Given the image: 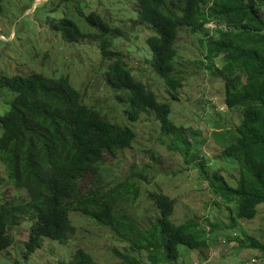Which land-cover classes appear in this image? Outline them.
<instances>
[{"label": "trees", "instance_id": "16d2710c", "mask_svg": "<svg viewBox=\"0 0 264 264\" xmlns=\"http://www.w3.org/2000/svg\"><path fill=\"white\" fill-rule=\"evenodd\" d=\"M131 1L139 8L137 22L131 27L144 25L150 32L145 41L147 54H140L172 100H176L184 79L177 75L175 42L179 30L204 32L200 42L206 63L201 64L222 79L225 107L241 113L235 139L221 152L237 164L235 185H229L220 174L208 175L204 158L191 162L214 194L234 204L230 226L239 220H252L259 206L264 205V0ZM103 15L91 11L83 22L92 29L91 37L100 40L99 55L105 64L101 73L107 87L117 93L114 99L121 116L133 123L142 114L154 113L161 135L170 139L168 149L185 158L191 146L185 128L170 121L168 103L160 102L136 80L123 54L112 43L128 38L126 33L111 26L112 19ZM71 18L74 21L63 14L54 20L51 29L61 32L69 43L89 38L90 34L82 32L77 20ZM209 23L214 24L213 29L205 28ZM215 63L221 65L220 69ZM2 89L15 96L0 116V165L4 170V179L0 180L24 192L26 199L17 195L4 200L0 197V252L14 244L10 230L24 223L29 224L28 240L23 243L25 257L40 248L44 239L65 244L75 232L70 212L108 228L128 246L130 253L114 251L119 264H178L180 248H208L206 231L197 221L172 222L174 202L164 194L148 193L156 209L148 229H142L135 216L123 213L130 196L137 199L136 183L145 182L141 173L114 187L85 180L88 176L97 178L105 157L115 158L118 151L130 148L135 133L131 127L110 122L100 110L86 105L68 77L52 79L39 73L3 76ZM82 181L84 188L80 186ZM207 232H213L212 224ZM245 239L249 248L264 254V244L248 236ZM142 254L145 261L139 258ZM59 264L97 263L79 249L71 260Z\"/></svg>", "mask_w": 264, "mask_h": 264}, {"label": "rangeland", "instance_id": "374dc122", "mask_svg": "<svg viewBox=\"0 0 264 264\" xmlns=\"http://www.w3.org/2000/svg\"><path fill=\"white\" fill-rule=\"evenodd\" d=\"M91 11L106 14L103 17L112 19L111 26L126 33L128 38L124 36L112 43L123 54L136 80L160 102L170 105V121L185 128V136L191 144L185 158L168 149L170 139L161 135L154 113L142 114L133 123L121 116L114 99L117 93L107 87L101 73L105 64L99 55L100 40L91 37L92 29L83 22V17ZM138 11L131 0H2L0 78L31 73L52 79L68 77L86 105L100 110L110 122L131 127L135 133L131 147L118 151L115 158L105 157L97 178L88 176L85 180L114 187L131 180L134 173H141L145 182L136 183L137 199L130 196L124 214L135 216L142 229L150 228L156 209L150 203L148 193L155 192L173 200V223L194 219L202 225L208 248L193 251L180 248L178 264H247L256 256L255 264H264V254L249 248L245 239L248 236L264 244V205L259 206L252 220H239L234 227L230 226L234 204H228L226 199L214 194L196 164L191 162L204 158L208 175L220 174L229 185H235L237 164L224 158L221 152L235 139L241 113L225 107L222 79L206 71L201 64L206 63L200 42L204 32L192 34L186 28L179 30L175 42L179 56L177 75L184 79L176 100H172L163 82L145 65L140 54L143 51L147 54L145 41L150 32L143 28L144 25L131 27L137 22ZM63 14L77 20L75 23L80 30L89 33L90 37L66 42L61 32L51 29L54 20L62 18ZM205 28L213 29L214 24L209 23ZM215 65L220 69L219 63ZM14 96L8 89L0 91V116L7 112L8 102ZM0 179H4L1 165ZM84 184L82 181L80 186L84 188ZM16 195L26 199L24 192L15 191L6 180H0L1 200ZM68 216L75 232L65 244L44 239L42 246L26 257L23 243L28 240L29 224L10 230L14 244L0 252V264H59L71 260L79 249L91 255L97 264H119L114 251L130 253L128 246L118 241L108 228L75 212ZM209 224L213 225L212 233L207 232ZM139 258L145 261L144 254Z\"/></svg>", "mask_w": 264, "mask_h": 264}, {"label": "built area", "instance_id": "2783aa9c", "mask_svg": "<svg viewBox=\"0 0 264 264\" xmlns=\"http://www.w3.org/2000/svg\"><path fill=\"white\" fill-rule=\"evenodd\" d=\"M224 243H225V241H224ZM248 263L247 264H255V258H252V259H250V260H248L247 261Z\"/></svg>", "mask_w": 264, "mask_h": 264}]
</instances>
